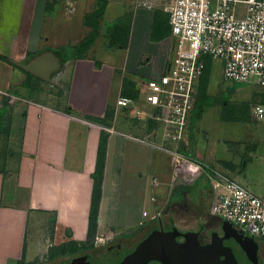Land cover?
I'll return each mask as SVG.
<instances>
[{"label": "crops", "instance_id": "0c3cea01", "mask_svg": "<svg viewBox=\"0 0 264 264\" xmlns=\"http://www.w3.org/2000/svg\"><path fill=\"white\" fill-rule=\"evenodd\" d=\"M134 1L108 0L103 14L91 18L98 12V0H78L76 6L71 4L66 9L70 0H0V55L26 61L30 53L34 58L43 51H54L62 66L55 72L53 83H48L60 88L66 81L62 89L68 92L67 100L65 93L61 97L67 101L62 105L51 104L50 96H43V100L20 96L25 115L19 134L21 152H1L4 148L0 139V220L5 231L12 228L10 219L23 220L22 246L20 243L13 249L7 241L0 264L39 260L54 249L61 250L64 244L81 246L90 242L97 177L102 180V194L92 243L121 226V212L129 219L127 225L167 222L172 215L165 218L166 206L183 198H191L199 206L198 217L205 212L216 216L211 212L215 197L210 180L213 171L223 172L264 198V185L258 191L250 176L254 168L264 178V120L253 114V108L252 122L227 116L217 121L227 131L232 124H248L255 130L251 139L236 134L220 143L211 135L203 136L198 133L203 130V113L194 119L192 115L180 145L166 146L163 142L162 125L140 96L145 82L155 77L153 74L157 77L164 72L169 36L152 40L155 9L147 4L134 6ZM127 15L128 38L115 43L111 40L113 25ZM145 16L143 28L147 29V42L155 48L152 52L144 50L139 41L134 44L137 25ZM95 24L99 30L95 42L77 55L76 48L93 32ZM108 25L111 36L103 39ZM8 29L15 30L12 40H2ZM22 32L27 34L24 43ZM114 49L123 51L119 58L113 54ZM15 65L0 58V93L12 87H17L15 92H24L27 71ZM151 66L155 67L153 73ZM9 76V81H4ZM33 76L29 86L39 93L33 83L46 81ZM125 91H137V96ZM94 93L96 98L91 99ZM120 96L137 98L135 106L142 116L138 118L129 107L119 106ZM155 131L159 133L155 135ZM235 145L239 147L234 150L231 146ZM232 152L254 154L248 163L247 156L237 158ZM102 156L104 167L98 174ZM159 187L160 192H168L158 193ZM134 211L138 212L137 220L133 219ZM30 222L35 233L29 243L26 236Z\"/></svg>", "mask_w": 264, "mask_h": 264}, {"label": "built area", "instance_id": "2783aa9c", "mask_svg": "<svg viewBox=\"0 0 264 264\" xmlns=\"http://www.w3.org/2000/svg\"><path fill=\"white\" fill-rule=\"evenodd\" d=\"M167 12L171 55L165 71L145 82L140 97L155 111L165 145L177 147L189 130L197 85L209 62L213 70L221 60L231 84L264 86V0H172ZM137 100L120 96L117 104L140 118ZM253 114L264 120V104L255 105ZM210 180L215 191L211 212L264 239V198L223 172L213 171Z\"/></svg>", "mask_w": 264, "mask_h": 264}, {"label": "rangeland", "instance_id": "374dc122", "mask_svg": "<svg viewBox=\"0 0 264 264\" xmlns=\"http://www.w3.org/2000/svg\"><path fill=\"white\" fill-rule=\"evenodd\" d=\"M76 1L78 2V0H70L69 5H66L65 9L67 6H70L71 4L75 5ZM171 1L172 0H150V2H147L145 0H135L133 2L134 4L132 5L143 7V4H147L149 5L150 9H153V10L155 9V11L162 10L164 12H167V7L169 6V3ZM112 6L113 4H111L109 7H112ZM240 6L243 7V4H241ZM99 7L100 8L102 7V4H100V0H98V8ZM144 7H147V6H144ZM80 12H81V9H80ZM145 18L146 16L142 20H140L139 25H137V30H138L137 37H136L137 40L134 42V44H136L138 41L140 42L141 40V42L140 43L138 42V44L143 45L142 46L143 49L146 50L147 52H152V51H155L154 50L155 48L153 47L152 44L147 42L146 35H145L147 29H145L146 27L143 28ZM110 28L111 27L109 25L106 27L105 33L102 34V36H104L103 39H105V37L109 39V36H111ZM5 31H4L5 33L2 34V40L4 38L7 39V41L12 40L11 35L14 36L13 31L15 30L8 29ZM6 33H9L8 37H7L8 34ZM22 34L24 35V39L22 43H24L27 39V34H24V32H22ZM14 39H16V37ZM25 47L26 46L23 45L22 53H24ZM40 47L44 48V46L42 45H40ZM66 47H70V46L67 45ZM134 47H136V45ZM134 47H133V50H137ZM172 47H173V38H172V35L170 34L169 40H168L169 52H168L167 62L169 61ZM76 49L79 50L78 48ZM122 52L123 51L119 49H114L113 54H117L119 58ZM32 56H34V53H30L26 61L31 59ZM8 57L10 59L13 58L11 56H8ZM167 62L165 64L164 71L166 69ZM149 69H150V72L152 73L153 71H155V67L153 66H151ZM153 75L156 77V74H153ZM57 78H59V75ZM9 79H10V76L6 77L4 81L8 82ZM65 82H61L62 86H60V88L58 84L55 85V87H53L48 82H45V83L42 81H37V83L34 82L33 83L35 85L34 88L41 91L39 93L34 92L33 88L29 86V83L23 86L22 89H24V92H21L20 90L15 92V90H17L16 89L17 87L16 88L12 87L11 90L0 93V130H1L0 139L2 140V148H4L1 150V152H21L19 150L20 149L19 143H20V136H21V131H22V124L24 120L23 118L25 115L23 114L24 105H20V103L23 100V99L21 100L20 96H25V98H28V99L32 97V98H36L39 100H43L44 98L43 96H50L51 98L49 99V101L51 102V104L55 103L56 105H62L61 102H67V101H64L65 100L64 98H61L62 96H64V93H65V91L63 90L64 89L63 83L65 84ZM200 85H201V81L199 80V83L197 85V94L200 90ZM206 91L210 95L214 97L216 96L219 100H224V102L216 103L205 110L204 115H203L204 119L203 121H201L204 125L202 126V123L200 122L201 123L200 126L203 127V130H200L198 133L202 134L203 136L211 135L217 141H220V143L221 142L224 143L226 139L236 134H241L242 136H247L248 138L251 139V135L253 136V133L255 132V130L251 128L248 124L247 125L239 124V123L232 124L230 127V130L227 131L221 128L219 124L217 125L218 123L217 121L219 120L221 116H227L228 118L241 120L243 122H248L249 120L252 122L253 121L252 119L253 116L251 114L252 108L257 104H264V86H260L255 81H251L249 83L231 84L230 82L226 81V79L224 78L223 63L221 62V60H218L216 61L215 68L213 70H209V77L207 78ZM14 92L16 94H14ZM65 96L67 100L68 92L67 94L65 93ZM90 98L95 99L96 94L95 93L92 94ZM24 102L26 101L24 100ZM212 126H214V128H212ZM5 128H6V131H5ZM250 139H248V142H252ZM231 147L232 149L235 150V149H238L239 145H235ZM232 153H234V155L237 158L240 156L243 157V155L247 156V161L249 160L248 163L252 161V157L254 154V152H232ZM250 155L252 156L251 158H249ZM1 161L2 160H0V162ZM250 176L256 181L254 182V185L257 186L258 188L255 187V189L259 191V189H261L260 187H262L260 185H264V178H262L261 175L258 174L254 168L251 170ZM161 189L162 187H159L157 189V192L162 193L163 191L160 192ZM177 190L179 191V189ZM178 191H177V194L180 193ZM167 192L168 190L164 191L163 194H166ZM136 206L137 205H134L135 209H136ZM149 208H151L150 205H149ZM197 208H199V206L195 205L194 202L191 200V198H183V199H180L178 202L169 203L166 206L165 208L166 217L165 218L168 219L172 215V217L176 219L179 225L183 227L188 226L189 224L187 223L188 220L192 221L193 217L198 218ZM137 213L138 212L134 211L133 213L134 215H132L133 219L135 220H137V217H138ZM201 215L206 220V216L204 214H201ZM128 220L129 219H127V217H124V215L121 212L120 220H119L121 223V226H117L118 228L116 227L112 228V231L115 234L116 233L118 234H134L135 233L139 235V234H143L144 232L142 231H146L149 227L147 223L138 224V225L137 224L127 225V223L129 222ZM10 223L12 224V228L9 231H5L7 230L5 228L6 226H4L3 222L0 220V263L3 258L2 257L3 251L5 250L3 249V245L7 243V241L10 242V245L13 249H16L20 243H21L20 245L22 246L23 220L19 218H12L10 219ZM27 225H28L27 227L28 232H27L26 239L30 243L32 239V233H35V231L33 228V224L31 222L27 223ZM106 236L107 235L105 234L104 237ZM262 255L264 258V251ZM9 264H18V263L14 261L13 263H9Z\"/></svg>", "mask_w": 264, "mask_h": 264}, {"label": "water", "instance_id": "95a60500", "mask_svg": "<svg viewBox=\"0 0 264 264\" xmlns=\"http://www.w3.org/2000/svg\"><path fill=\"white\" fill-rule=\"evenodd\" d=\"M13 63L49 83H53L55 72L62 66L61 58L52 50L43 51L28 61L13 60ZM222 228L225 235L214 236L213 243L206 245L200 241V231L184 232L176 226L170 230H155L120 264H148L151 259H161L164 264H226L229 256L236 264L233 251L223 243L225 238L231 237L250 261L261 264L258 256L260 242L255 236L241 231L227 219H222ZM177 236H182L184 241L178 242Z\"/></svg>", "mask_w": 264, "mask_h": 264}, {"label": "flooded vegetation", "instance_id": "af4514ba", "mask_svg": "<svg viewBox=\"0 0 264 264\" xmlns=\"http://www.w3.org/2000/svg\"><path fill=\"white\" fill-rule=\"evenodd\" d=\"M209 214V215H208ZM206 220L200 215L198 218L193 217L188 226H181L175 218H171L167 222L165 220H155L148 222V229L143 234H118L111 233L106 237L96 240L92 243L78 249H69L67 251H51L39 260L23 262L22 264H120L128 255L133 253L140 242L146 239L153 231L172 229L175 226L186 232L188 230L200 231V241L203 245L213 243L214 236L223 237L225 232L222 228V219L217 216L204 213ZM248 234V233H246ZM251 235V234H249ZM253 236V235H252ZM178 242L184 241L182 236L176 237ZM260 242L258 249L259 262L264 264L263 251L264 239L257 238ZM223 243L232 250L236 259V264H254L248 259L245 252L241 249L236 240L225 238ZM148 264H164L161 259H151ZM226 264H234L231 257H228Z\"/></svg>", "mask_w": 264, "mask_h": 264}, {"label": "trees", "instance_id": "16d2710c", "mask_svg": "<svg viewBox=\"0 0 264 264\" xmlns=\"http://www.w3.org/2000/svg\"><path fill=\"white\" fill-rule=\"evenodd\" d=\"M107 3H108V0H100V4H102V7L101 8L99 7L97 9L98 12H95L96 14L93 13L91 15V18L98 16L100 14H103ZM169 19H170L169 13L164 12L162 10L155 11L154 23H153V28H152V37H151L152 40H159L171 34V25H170ZM128 21H129V15L125 16L124 19L122 20L120 19V21H118L116 24L113 25V28H112V33H113L112 41L113 42L116 43L117 41H123L128 38L127 36H128L129 28H130L129 26H127ZM98 33H99L98 25L95 24L93 32L89 34L82 41L80 45H78L77 48L79 50L77 51L79 52V54L77 55L84 53V51L88 49L95 42L98 36ZM0 58L4 61H7L15 65L13 63V60L10 59L6 55H0ZM210 64H211L210 62L207 64L206 68L203 70L201 77H200L201 85H200V90L196 97L195 107L193 110L194 112L192 113L193 119L195 117H200L205 112V110L209 108L210 106L216 103L224 102V100H219L216 96L214 97L206 91L207 78L209 77V70H211ZM34 78L35 77L31 73L27 72V81L25 82V84L27 85ZM133 90H134V87H133ZM125 93L129 95L133 94V96H137L136 95L137 91H135L134 93L125 91ZM103 167H104V164H103V156H102V159L98 165V174H101V172L103 171ZM101 183H102L101 178L97 177L96 182H95L94 198L92 202L91 215H90V235H89L90 242H88L87 244H82L81 246H79L76 243H68V244L62 245L61 250L54 249L53 251H65L67 249L68 250L78 249L79 247L92 244L91 240L94 239L96 228H97L99 202H100L101 194H102Z\"/></svg>", "mask_w": 264, "mask_h": 264}]
</instances>
